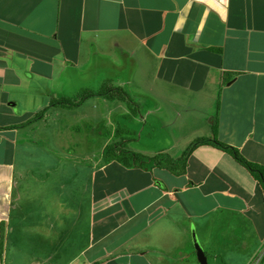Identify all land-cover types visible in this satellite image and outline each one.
Returning <instances> with one entry per match:
<instances>
[{"label": "crops", "instance_id": "obj_1", "mask_svg": "<svg viewBox=\"0 0 264 264\" xmlns=\"http://www.w3.org/2000/svg\"><path fill=\"white\" fill-rule=\"evenodd\" d=\"M92 38L101 50L114 49V86L131 85L139 65L147 66V89L178 91L162 100L177 103L181 93L191 98L162 109H194L195 116L208 109L209 118L194 125L187 115L179 126L188 142L197 141L182 176L104 159L93 164L76 154L58 161L51 148L26 166L20 131L48 107L25 109L19 97L25 89H0V264L8 263L10 246L23 253L25 240L34 234L35 241L42 231L45 243L32 247L45 248L39 253L44 256L33 255L25 264H199L183 222L189 221L196 237L211 225L216 229L219 219L230 221L229 214L264 226L257 181L208 143L216 137L264 165V0H0V85L18 83L11 55L77 63L81 41ZM153 122L161 133L170 130L160 119ZM31 204H43L44 211L33 215L39 224L30 227L24 207ZM88 208L86 229L72 237H59L55 227L42 230L55 216L78 219ZM253 231L256 255L264 252V231ZM205 240L204 253L208 249L213 264H220L222 242L213 248L212 233ZM228 253L222 264H245V255Z\"/></svg>", "mask_w": 264, "mask_h": 264}, {"label": "rangeland", "instance_id": "obj_2", "mask_svg": "<svg viewBox=\"0 0 264 264\" xmlns=\"http://www.w3.org/2000/svg\"><path fill=\"white\" fill-rule=\"evenodd\" d=\"M50 28L52 29V27ZM49 31L53 32V30ZM98 41L99 39L95 40V38L81 41L80 46L83 51L81 50L82 55L80 54V60L77 63H71L69 60L65 61L63 59L61 62L54 63L53 61L50 64L49 62L34 61V56L29 54L27 56L11 55L9 60L11 65H14L15 69L17 68L15 76L18 83H10L6 86L0 85L3 86L0 89H25L19 95L23 98L20 99V103L25 109H35L36 104L48 107L46 111H42L43 113L41 112L39 116L23 125L24 131H20L22 137L20 139L25 143L21 147L28 159L26 166L31 162L37 163L41 152H50V148L52 154L49 153V155L53 156V152L56 151L58 161L61 160L63 155L76 154L78 157H88L95 164L96 161L103 160L108 145H112L113 142L121 139L114 136V132L118 127L124 130L121 135V142L127 146L124 150L141 153L145 156L159 155V151L172 156L170 150H173L174 153H177V156H173L177 161L189 149L196 146L197 141L188 142L187 137L181 135L183 130L179 126L187 115H189L187 116L189 121H192L194 125L205 123L204 119L209 118V110H200L198 115L195 116L193 115L196 114L194 109H162L161 105L175 102L164 101L161 98L164 95L177 97L178 91H175L176 89H160L156 85H154L155 89H147L148 84L144 86V81L149 79V73H151V69L147 66L143 68L139 65L131 85L114 86L112 80L116 79L117 81L119 77L113 69L117 57L115 58V52L112 48L107 51L101 50ZM27 46L29 48L30 44H27ZM8 79L11 78L8 77ZM159 86L161 85L159 84ZM116 88H122V90ZM109 89L112 90L109 92ZM92 94H101V96H93ZM63 100L71 102L72 105L73 103H79V105L77 107L64 105L53 109L58 101ZM190 100L191 98L181 93L180 99L175 104H184L185 101L189 102ZM194 100L198 104V101ZM194 100L191 102L193 103ZM152 104L154 109L147 115V122H144L141 116L144 117L146 110ZM191 108H194L193 104H191ZM180 113H183V116L178 118L177 115ZM161 114H165V116ZM153 119H160L163 125L169 127L170 130H165L164 133L156 130ZM176 129H179L178 132ZM142 130H144L143 134H141ZM173 130H175V134H179L174 136ZM189 130H191V133H195L194 126ZM179 150L180 152H176ZM233 160L230 163L235 162ZM228 164L229 162L226 163V166ZM235 164L241 167L236 162ZM241 168L249 173L244 167ZM249 175L251 176L250 173ZM254 181L256 180L254 179ZM189 199L192 200L193 197L189 196ZM24 209H26L28 218L26 224H29L30 227L33 224L37 226L39 218L35 219L33 215L43 213V204L26 205ZM87 215H89V208L83 212V217L78 219L68 215L63 219L60 216H55V223L48 222L42 225V230L55 227V230H59V237H72L76 231L80 232L86 229L83 223L86 222ZM229 218L230 221L228 222H221L219 219L216 229L211 225L203 231L202 236L196 237L195 229L191 227L189 221H187V224L183 222V230L181 231H185L188 225L190 238L187 239V243L194 249V233L201 248H203L202 246L206 248L205 237L207 233H212L211 246L215 248L221 242L223 245L220 253H217V255H222L218 256L220 264H222V258L225 259V255L231 251H234L232 256L245 255V264H261L264 260V252L254 255L260 250V246L258 247V241H256L257 236L252 232L258 229L259 232L264 231V226H260L258 223L253 225V222L249 225L247 221L245 222V218L242 221L232 214H229ZM258 225L259 228H257ZM229 228L230 230L227 231ZM45 232L37 233L36 245H40V240L45 243L42 238ZM227 234L231 238L225 239ZM33 235L31 234L32 237L25 240L27 242L25 246L27 247L23 248L25 249L23 253H18L12 246L9 247L7 264H15L17 261L25 264L33 255H36V257L44 256V254L39 253H42L45 248H36L35 250V247H32L35 242L32 239ZM206 253L209 254V264H213V254L208 249ZM252 256L254 260L250 261ZM257 261L259 262L257 263Z\"/></svg>", "mask_w": 264, "mask_h": 264}, {"label": "trees", "instance_id": "obj_3", "mask_svg": "<svg viewBox=\"0 0 264 264\" xmlns=\"http://www.w3.org/2000/svg\"><path fill=\"white\" fill-rule=\"evenodd\" d=\"M116 89L122 90V88H116ZM111 90L112 89H109L108 91L110 92ZM93 96H101V94H94ZM64 105L77 107L79 103L78 104L73 103L72 105L71 102H67L66 100H63V101H58L56 106L53 107L60 108ZM123 131L124 130L121 127L116 128L114 132V136H116L117 138L120 137L121 139L119 141L113 142L112 145H108L106 147L103 156L105 164L118 162L122 166L130 169L141 168V169L149 170L152 168H161V169H166L177 176H182L186 173L187 160L194 147L189 149L186 153H184L183 156L179 158L177 161L176 158L167 154H159L154 157H149L141 153H136L133 151H125L124 148L127 146L123 145L124 143L121 142L122 141L121 135ZM208 143L214 147H219L221 150L225 151L228 155H230L237 164L247 169L248 172L251 174V176L257 181V184L260 187L261 192L263 193L264 196V165H258L249 162L246 158H244L241 155L238 149L233 147H227L226 145L220 143L216 137L213 141Z\"/></svg>", "mask_w": 264, "mask_h": 264}, {"label": "water", "instance_id": "obj_4", "mask_svg": "<svg viewBox=\"0 0 264 264\" xmlns=\"http://www.w3.org/2000/svg\"><path fill=\"white\" fill-rule=\"evenodd\" d=\"M194 245H195L197 260L199 264H208L207 256L205 255L203 248H201L199 243H197L195 234H194Z\"/></svg>", "mask_w": 264, "mask_h": 264}, {"label": "flooded vegetation", "instance_id": "obj_5", "mask_svg": "<svg viewBox=\"0 0 264 264\" xmlns=\"http://www.w3.org/2000/svg\"><path fill=\"white\" fill-rule=\"evenodd\" d=\"M149 109H150V107H149ZM149 109L148 110H146V112H145V115H144V117L143 116H141V118H142V120L145 118V120H143L144 122H147V119H146V117H147V115H149L150 114V111H149ZM144 133V130H142L141 131V134H143Z\"/></svg>", "mask_w": 264, "mask_h": 264}]
</instances>
